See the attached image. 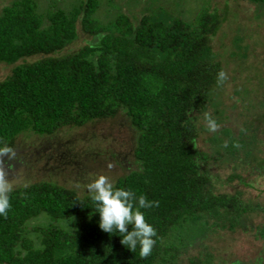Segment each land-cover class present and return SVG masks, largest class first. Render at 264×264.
<instances>
[{
	"label": "trees",
	"instance_id": "obj_1",
	"mask_svg": "<svg viewBox=\"0 0 264 264\" xmlns=\"http://www.w3.org/2000/svg\"><path fill=\"white\" fill-rule=\"evenodd\" d=\"M247 1L261 25L264 0ZM99 6L100 0H76L68 8L54 2L43 11L38 0H11L1 8L0 62L13 68L0 80V147L13 149L24 132L54 133L124 110L137 130L138 167L113 184L158 202L140 209L155 229V243L141 257L139 245L129 250L121 234L99 228L89 193L42 179L8 192L10 206L0 215V264H167L198 219L204 227L233 228L241 221L246 226L249 214L262 207L241 191L213 190L210 155L196 144V119L227 86L212 46L226 15L209 4L187 20L181 11L159 6L136 21L119 11L103 22L96 15ZM79 30L91 37L88 43L61 53ZM221 70L225 77L217 83ZM33 218L52 221L33 228L39 243L26 230ZM59 221L69 225L54 224ZM259 230L264 234L263 226ZM189 263L211 264L196 257Z\"/></svg>",
	"mask_w": 264,
	"mask_h": 264
},
{
	"label": "rangeland",
	"instance_id": "obj_2",
	"mask_svg": "<svg viewBox=\"0 0 264 264\" xmlns=\"http://www.w3.org/2000/svg\"><path fill=\"white\" fill-rule=\"evenodd\" d=\"M10 1L0 0V10ZM75 1L38 0L43 11L54 2L68 8ZM209 4L226 15L212 46L228 81L224 89L212 95L205 112L217 128L208 130L202 112L196 119V144L210 155L206 162L213 190L241 191L244 199L258 201L262 207L249 214L251 221L246 226L241 221L233 228L204 227V221L198 219L188 226L178 243L177 256L167 264H190V258L195 257L210 259L211 264H264V234L259 230L264 227V21L258 24L262 19L258 12L254 17L253 5L247 0H100L96 15L108 22L123 11L136 21L144 13H156L161 6L173 13L181 11L184 19L192 20ZM231 12L238 15L233 17ZM89 38L79 30L78 37L61 53L77 50ZM12 68L13 64L0 62V80ZM136 137L137 130L124 110L83 125H63L54 133L24 132L18 136L12 154L0 156V182L12 188L47 179L83 195L96 175L103 174L114 183L118 176L138 167ZM209 222L214 219L209 218ZM49 223L52 221L46 218H33L27 223V234L39 243L33 228ZM54 224L69 225L65 221Z\"/></svg>",
	"mask_w": 264,
	"mask_h": 264
},
{
	"label": "clouds",
	"instance_id": "obj_3",
	"mask_svg": "<svg viewBox=\"0 0 264 264\" xmlns=\"http://www.w3.org/2000/svg\"><path fill=\"white\" fill-rule=\"evenodd\" d=\"M225 77L221 70L217 73V83ZM204 120L209 131H215L217 124L207 113ZM12 154V149L0 147V156ZM91 201L95 203L98 212V226L107 233H119L120 243L129 250H135L139 245L141 257L150 254L155 243L156 235L154 227L145 220L144 213L140 209H146L156 205L157 201L146 200L144 195L134 196L127 188L116 187L108 177L98 174L86 185ZM10 187L0 182V215H6L9 208L8 192ZM135 199L136 206H133ZM130 226V227H129Z\"/></svg>",
	"mask_w": 264,
	"mask_h": 264
}]
</instances>
